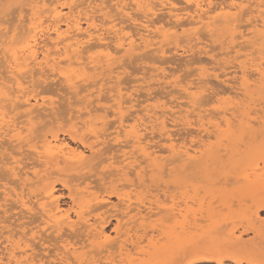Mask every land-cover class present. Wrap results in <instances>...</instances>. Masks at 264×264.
<instances>
[{"label": "bare ground", "instance_id": "bare-ground-1", "mask_svg": "<svg viewBox=\"0 0 264 264\" xmlns=\"http://www.w3.org/2000/svg\"><path fill=\"white\" fill-rule=\"evenodd\" d=\"M23 1L21 0L19 5H26L27 8L24 9L25 7L23 6V8L20 9V13H22L24 9L23 12L26 10L27 15H20L19 19L17 18V25L14 26L12 22L13 24H11L13 26H2L3 23L11 18L10 16H8L6 21L0 19V235H2L1 230L7 229L3 232L5 233L4 239L6 244H4V250L2 249V252L0 251V261H4L5 264H7L12 249L15 248L17 243L21 240L27 243L28 238L31 237L34 231L36 232V238L32 240V254L29 258L34 260L35 264H44L43 256L47 258H45V264L50 257L53 258L54 262L50 259L49 261L53 264H55V260L61 256L64 260L69 258L62 249H58L57 241L59 244H63L65 248L71 246L70 250H75L73 255H75L77 259L100 261L103 256L106 261L108 260L105 263H113L115 260L114 258H118L115 257L116 255L114 256V252H117L120 260L129 259L131 257L129 254V252H131L130 250L136 249L138 243L144 241L140 240L141 242H139V239H142V236L144 237V233L146 235V229L142 227V222L139 221V215L141 218L145 217L142 216V211H146V214L152 216L160 212V201L158 198L148 200L147 204H141L135 207L133 209L136 211V213L134 212L135 218H131L130 224L132 225L129 224L131 232H129L128 229H124L123 235L118 243L104 249L97 248L95 256L85 255L80 251L87 243L85 239L87 236L86 229H77V231L73 232L71 228H66L61 233V236H57L56 229L51 226L41 231L40 229H44V218L34 215L33 212H29L27 209L31 207L35 211V207L38 206L40 202L37 197H40L48 203H54L56 208L71 217H75L77 210L83 212L89 209H95L96 212L92 214L91 219L95 220L96 216L99 214L101 220H103L104 206L99 203V201L105 198L106 193L117 190L120 195L126 196L131 194L133 203H135L137 197H139L137 193H141L142 195V192H140V189V191L134 189L140 188V179L145 178L144 173H142L141 177L133 184L132 178L136 175L134 170L135 165L139 164L140 168H143L147 162L144 160L143 156L139 154L133 155L131 149L135 146L134 141L127 142L126 140H122V134L126 127L131 128L136 124L138 119L146 120L151 123L156 116H159L161 120H165L167 117L166 126L171 135V140L169 141L167 136L161 137L160 130L157 129L154 139L159 143L150 145V148L157 150L153 153V159H156L157 155L159 156L160 167L164 169L163 174L173 177L171 180L163 182L167 189L171 188L170 194L168 193L171 204L175 196V203L177 205L174 211L170 210L168 212L172 216H180L181 218L174 222L171 233H175V237L185 234L189 237L176 243L177 245L174 246L175 249L173 248L168 257L164 258L160 254H156L153 264H163V262L173 259L177 250L189 244L199 246L202 251L207 252L210 256L214 255L209 249L208 244L212 242L215 237L207 232H201L199 241L194 239L193 230L196 229L195 217L193 210L189 211V209L187 210V208H185L186 193L188 192L186 187L190 185L189 180L194 178L199 169L204 171L206 168L229 159L231 162L234 159L243 161L248 156L253 158V156L256 157V155L260 154L261 156L264 154L262 151H259L261 146L259 147V152H257L256 148L252 149L254 152L256 151V155L249 154L252 152V150L248 152L250 149L249 147V149H246L244 152H240L238 150L240 148L236 146L233 147L235 144L238 145L240 140L237 142V140L234 139L236 141L234 145L232 144L234 141L232 143L229 141L232 139L231 137L234 138L238 133L237 131H240L243 135L246 134L245 136L249 137L248 141L251 143L258 141L255 138V134L246 127L250 115L249 112L252 113L253 110L257 111L258 108L252 110L249 107L248 110H250L248 112H243L242 114L241 111L239 116L237 113L235 114L234 111L230 112L228 110L225 116L222 111H212V106L209 107L211 103L219 101L218 98L216 99L218 92L212 93V96L208 95L209 97H206V92L208 90L207 84L210 80L209 77H213L219 81L223 80V84L226 85V90L228 93L229 91L232 92L233 96L239 94L245 95V97L249 96L250 98L252 95L261 94L259 84L252 83L249 85L242 82V77L237 76V68L239 65L229 63L228 58H234L237 54V50L241 52L243 50H248L244 51V53L250 55L251 50L249 49V45L251 44L252 48L255 49L256 62L258 64L260 58L258 43L259 33H249L246 21L251 18L253 28H257L259 24H264V19L261 18V5L264 4V0H237V3L248 5L239 16H237L235 12L229 11L232 0L226 2L222 0L223 2L219 3H217V1L215 3L213 0L214 6L222 4L224 5L223 9L215 7L214 10L209 9L207 11H198L195 7H189L186 4V0H136L137 3L150 2L155 6L153 11L147 15H145V13H147V8L141 11H136L134 9V0H99V3L104 4L105 7L98 11H103L104 15L108 17V22L113 25L110 30L111 35L107 36L108 42L100 44L99 39L94 38L92 43H85L86 35L85 33H80L79 38L76 36L73 37V41L77 45V51H72L71 48L65 51V44H54L53 41L56 38V33L49 32L48 23L43 25L44 30L42 34L37 33L35 27H33V25L38 23V19H47V16L40 17V13L44 11L42 7L32 8L30 5L36 4L42 6L46 2L51 3L52 0ZM55 2L62 3L63 0H55ZM80 2L87 6L89 0H80ZM96 2L97 0H92V3ZM173 2L178 3L180 8H170L168 5ZM193 3L206 5L207 0H193ZM116 5L124 9V11L131 16V19H129V16L124 15L122 11L118 10ZM2 10L3 8H0V13ZM216 12L222 13L219 23L213 19ZM9 13L10 12L7 14ZM12 13L15 15V9ZM223 13H228V15L225 16ZM181 16L184 18L178 21L177 18ZM0 17L2 18L1 15ZM12 18L10 20H12ZM137 19L142 22L140 25L134 23ZM14 20L16 21V19ZM229 20H231V24H229ZM143 22L148 23L151 31L143 28ZM240 22L244 23L240 24ZM233 25L235 26L234 28ZM54 26L55 25H53V27ZM83 27H87V24L85 23ZM156 29H159V31H156ZM186 29L188 30L187 33L185 31ZM196 29H198V31H196ZM117 30H119V35L116 34ZM101 31L104 32L105 29H101ZM13 32L19 33L16 40L13 39ZM94 32L95 29H93V33ZM241 32H243L244 35H240ZM30 33H35V35L39 36L38 41L33 39L31 43L33 44L32 51L36 52L40 61H44L42 64L37 61H32L31 53L25 47V44L28 42L27 37ZM125 33L132 34L131 39L135 40V43H126L129 37L126 36ZM179 34L180 36L183 35V37L179 38ZM214 36H219L218 39H220V37L223 38L225 46L221 44V47L225 48L223 51H220L219 54L223 52L224 57L226 56L225 63L229 65V67L226 68L230 69L227 72H222L219 69L221 71L219 73L220 79L216 78L217 73H208L209 68L207 67V70L200 68L199 72L196 73V79L185 81L186 78H179L184 80L181 83L172 78V75L168 74L167 71L166 73L163 65V67L159 65L153 68L148 67V69L146 68V72H139L142 75L139 79L140 82H145L146 84L143 83L144 86L140 85L141 88L139 87L137 91L141 89L143 92L144 89H146V95H142L143 93L140 94L143 97L142 99L139 97V100H137L136 98H138V96L135 95L136 98L133 96L135 89L132 91V85L128 84L131 79L130 81H126L127 78L125 80L121 78L122 74H124V77L127 75L125 72L126 63L123 62L118 64L119 62H117V59H119V57L125 58V60L121 58L120 62L121 60L127 61V59H132L134 57L135 60L136 58L139 60L144 58L149 61V57L151 60L155 59L156 61L154 60V62L164 64L168 61L165 55H168L167 53L172 51L174 55H179L178 58L181 59L191 54L207 55L209 51H212V49L208 50L207 47L209 43L214 41ZM249 36L251 38L247 39ZM206 39L209 41L208 45ZM242 41L244 43H241ZM121 42H125L123 49L116 47L117 43ZM214 46L216 48L220 47L218 44L216 45V43ZM215 47L213 51L216 49ZM57 48L60 49V52L56 51ZM98 48L102 51L104 50L103 55H101L99 59ZM219 49L220 48H218V51ZM44 52H48L49 56L46 57ZM148 52L153 53V55L155 54L156 57H154L155 55L153 57H151V55L149 56V54H147ZM108 53L112 54L111 57H109ZM60 55L69 56L70 58L66 61H62ZM215 55L216 54H214V56ZM171 56H173V54ZM52 57H55V59ZM197 57L198 58L196 60L194 59V61L200 63L202 59L200 56ZM219 57H216V59L219 60ZM193 58L194 57H191V59ZM216 61L217 60H215V62ZM115 62L118 65L114 66L113 64ZM249 63L250 66H256L253 65L251 61ZM176 64V67H178V63ZM189 65L190 63L188 61V66ZM141 66L142 65L137 67ZM219 66L221 67V65ZM53 67L55 71L52 70ZM170 67L172 66H169L167 70ZM98 68H105L107 77H97ZM21 69H25L26 71L21 72ZM137 70L139 69L137 68ZM172 70L175 72L176 69L173 68ZM61 72H64L65 75L61 76ZM128 73L131 74V71ZM146 73L148 74L147 76ZM190 74L191 73L185 74V76ZM77 77H80V79H77ZM96 77L99 79H95ZM147 79H151L152 83L146 82ZM238 79L241 81L239 85L237 84ZM137 80L138 79L135 81ZM50 81L63 87L65 89L63 91L64 93L66 91V95L71 94L69 95L71 98L76 97L78 103L80 102L79 106H73V103L69 101L70 97H63L66 101L68 100L65 102V105L62 104L65 108L64 110L67 111L65 112L63 110V106L60 109L52 96L44 95V93L48 94L51 92L48 89L49 87H46L48 83H52ZM132 81L130 83H132ZM18 84H26L27 87H17ZM108 84L111 85L107 87ZM154 84H156L157 87L158 85H162V88L168 87L170 90L167 91L166 89V92L162 93V90L159 92L158 89V92H156L157 90L153 92L152 86ZM136 85L138 84H135V86ZM55 88L56 87L53 88V91ZM153 88L155 89V87ZM58 90H61V88ZM103 90H106L108 93L112 92V94L109 95L111 100L109 105H112L111 108L100 104L103 98H105L103 100H106L108 97L106 96V92L103 93ZM51 93L55 94V91ZM190 93H195L200 97L198 105L189 103V100L194 98ZM173 97H175V99H173ZM74 98L71 101H75L76 99ZM110 100L107 99V101ZM25 101H27V103H25ZM234 106L237 105L234 104ZM241 107L243 108V106ZM168 108L174 110L176 113L175 117H173L172 112L166 111ZM189 108H192L191 112H189ZM224 108L218 106V109ZM58 110H61V112ZM62 111L66 113V117L63 116L64 113L63 115L61 114ZM181 113H183V115H181ZM108 117H115V119H110V121H108ZM121 118L123 120V126L121 125ZM236 118H239L238 121H240L236 124L239 126L236 131L237 133L233 132V127H236L234 122L231 125L228 123L229 120L236 122ZM176 120L181 122L175 123L174 121ZM221 121H223L222 126L218 127L217 124ZM62 122H66V129H64V125L62 126ZM188 123L194 125V127H192L194 128L193 130L186 126ZM176 126H181L183 131L189 130L187 131L189 139H186V136L180 137L183 136V134L180 135L179 131H177L179 134L176 132L173 133L175 131H173V127L176 128ZM186 131L185 134H187ZM191 131H193L194 134L193 132L191 133ZM93 132H95V136L92 135ZM176 134L180 135V138H178ZM146 135L151 137L153 133L149 131ZM81 138L86 139L90 147L85 148L84 143L80 142ZM212 138L214 139V141L212 140L213 142L211 141ZM165 141L175 143L177 155L168 157V150L163 147ZM145 143H148V141H145ZM258 144L260 145V142ZM92 145H94V147H92ZM33 149L36 150L33 151ZM81 153H83L84 158L81 157ZM242 154L244 155L242 156ZM235 156L237 157L234 158ZM26 158L28 160H26ZM169 159L174 162H169ZM248 159H250V157L245 161ZM245 161L243 163H246ZM248 164H244L242 169L246 168V166H250L251 162L249 165ZM261 164H264V162ZM148 166L151 168V165ZM260 166L258 163H255L248 167V172L244 171L243 173L241 169V172H239V170L236 173L230 172L231 174L228 173L229 175L225 177V183L227 180V182L233 180L234 184L239 183V186L235 184L237 187H234L236 189L235 195L237 194L240 197V201L242 200L241 195L245 194V197L247 196V198L249 197L251 201L255 202L254 210L250 217L256 222L263 220L259 218V212L264 210V197L257 199L259 192L264 190V167L262 165ZM125 167L128 169L127 175L119 171ZM151 175L152 173H148V179L151 178ZM157 176H160L157 180L162 179L160 174H157ZM121 181H124V183ZM169 181L171 182L169 183ZM155 182H153V184ZM148 185L146 183L143 185L146 191ZM59 186L67 191L66 197H68V201L62 202L63 198L60 199L62 195L58 193ZM125 187L131 188L130 192H125ZM189 187L192 188L193 186L191 185ZM133 190L137 192L135 193L137 196L133 194ZM244 190L245 192L243 193ZM234 192H232V194ZM49 193L51 195H49ZM142 196H144V192ZM232 197L234 196L232 195ZM108 198L110 199L111 196L109 195ZM154 202L155 206H153ZM70 209L71 211H69ZM10 210H12V212L16 211V213H12ZM181 211H183V213H181ZM8 212L12 215L9 214V216H6ZM12 217H14V220L11 219ZM115 226V224L112 225V227ZM93 227H95V225H93ZM249 230L255 232L257 229H255L253 225L250 227L247 226L243 229L242 234ZM139 231H142V234ZM155 231L156 230L153 232ZM187 231H189V234H187ZM138 232L140 235L137 234ZM161 233H164V231L162 230L160 234ZM165 235H167V238ZM164 237L165 240L167 239L170 241L168 234L164 233ZM151 238L148 240V243L153 240ZM161 238L162 239H160L159 235V242H163L162 240H164V238L162 236ZM257 239H260L259 234H254L249 242L253 243ZM220 241L226 246L225 249H234L233 247L244 243L241 234L233 236L230 233H226L222 236ZM152 243L154 244L155 242L152 241ZM152 243L148 245L151 246V248L153 247ZM45 244L52 247L46 248ZM165 244L163 249H166L168 245L167 243ZM121 245H123V247H121ZM156 245L160 246L161 244L156 243ZM38 246H42V249L41 247L39 248L42 251L38 250L41 251V253L44 252L46 255L38 253ZM161 246L163 247L164 244ZM170 246L171 245H169V247ZM89 247H91V245H89ZM156 249L152 250L154 251ZM49 252H52L50 254L51 256L48 255ZM152 252H147V256ZM158 252L159 250H157V253ZM123 255L124 257H122ZM231 257L242 260L234 255H231ZM15 259V257H12L13 264H15ZM248 261H246L247 264ZM251 261L259 262L260 260L251 259ZM148 262L147 259H144L143 264H152V260H148ZM211 262H213L212 259L201 261V263Z\"/></svg>", "mask_w": 264, "mask_h": 264}, {"label": "snow or ice", "instance_id": "snow-or-ice-1", "mask_svg": "<svg viewBox=\"0 0 264 264\" xmlns=\"http://www.w3.org/2000/svg\"><path fill=\"white\" fill-rule=\"evenodd\" d=\"M186 4L189 7H195L198 11H207L209 9H213L215 7H219L223 9L224 5H215L213 4V0H207L206 5L201 3H193V0H186ZM172 9H179L180 5L178 3H170L168 5ZM12 7H20V5H13L9 3L8 0H0V8L11 9ZM32 8L42 7L44 11L40 13V17L47 16V19H38V23L33 25L35 27L36 32L42 34L43 33V25L45 23L49 24V32H55L56 38L53 41L54 44H65V51L68 48H71L72 51H77V45L73 41V37L76 36L79 38L80 33H85L86 39L85 43H92L94 38H98L100 44H105L108 42L107 36L111 35V29L113 25L108 22V17L104 15L103 11H98L99 9H103L105 7L104 4L99 3L97 0L96 3H92V0H89L87 6L80 2V0H63L62 3H56L55 0H52L51 3H44L41 5L32 4L30 5ZM117 9L122 11L124 15L131 16L121 9L119 5H116ZM133 7L136 11H141L144 8H147V15L153 11L155 7L153 4L149 3H137L134 0ZM247 4L237 3V0H232L229 11L235 12L237 16L243 11V9L247 8ZM50 10V11H49ZM222 13L216 12L213 19H215L218 23L220 22ZM223 15L227 16L228 13H223ZM184 17H178L179 19H183ZM261 18L264 19V4L261 5ZM231 24V20L228 21ZM87 24V27H83L84 24ZM137 25H140L142 22L137 19L134 21ZM248 25L249 33L258 32L259 33V61L258 64L256 62V53L255 49L252 48V45H249V49L251 50V54L241 52L237 50V54L234 58H228L229 63L239 65L237 68V76L242 77V82L251 85L252 83H257L260 86L261 96L264 97V24H259L257 28L252 27L251 18L246 21ZM53 25H55L53 27ZM63 26V27H62ZM143 28L151 31L149 29V25L147 22H143ZM235 26L233 25V28ZM93 29L95 32L93 33ZM101 29H105L104 32ZM159 31V29H156ZM187 33V29L185 30ZM198 31V29H196ZM117 35H119V30H117ZM13 39L16 40L19 33L13 32ZM126 36L129 37V40L126 43H135V40L131 39L132 34L125 33ZM240 35H244L243 32ZM249 36L247 39H250ZM33 39L39 40V36L35 35V33H30L27 37L28 42L25 44V47L31 53V60L37 61L39 63H44V61H40V58L36 55V52L32 51L33 44L31 41ZM241 43H244L243 41ZM125 46V42L117 43L116 47L119 49H123ZM57 52H60V49H56ZM44 55L49 56L48 52H44ZM103 55V53H101ZM109 57H111V53H108ZM55 59V57H52ZM70 57L65 55H60V59L62 61L68 60ZM252 62L253 65L250 66L249 62ZM55 71V68L52 69ZM25 69H21V72H25ZM64 72H61V76H64ZM217 79H220L219 70H217ZM80 79V77H77ZM221 83H224L221 80ZM241 81L238 79L237 84L239 85ZM27 87V85H17V87ZM27 94V93H25ZM193 96V99L189 100V103L192 105H198L200 102V97L195 93H190ZM175 99V97H173ZM228 99H231L230 97ZM239 97L237 100L239 101ZM27 103V101H25ZM107 107L111 108L112 105H108ZM222 111L225 116L228 113V109H218L217 104L212 105V111ZM234 110V109H233ZM167 112H172L173 117H175L176 113L173 109H166ZM192 111V108H189V112ZM123 115V114H122ZM183 115V113H181ZM115 119V117H112ZM175 123H180L181 121L176 120ZM223 121L217 124L218 127L222 126ZM228 123L231 125L233 123L232 120H229ZM121 125L123 126V120L121 118ZM167 117L165 120H161L159 116L151 122H147L146 120L138 119L136 124H134L131 128H125L124 133L122 134V140H126L127 142H133L135 146L131 149L133 155H140L144 157L145 163L143 168H140L139 164L135 165V177L132 178L133 184L137 179L141 177V174L144 173V179H140V190L144 192L145 189L143 185L148 180V173L151 172V179L153 181L156 180L157 174L163 175L164 169L160 167L159 156L157 155L156 159H153V153L156 152V149L150 148V145L159 143L154 139V136L157 132V129L160 130L161 137H168V140H171V135L169 134V129L167 128ZM188 128L194 127L192 123H188L186 125ZM246 127H248L254 134L255 138L260 141L262 152H264V100L261 102V109L258 112H252L249 115ZM151 131L153 136L146 135L147 132ZM51 134V133H49ZM95 136V132L92 133ZM148 141V143H145ZM81 143H84L85 148L90 147L87 140L81 138ZM195 142V140H194ZM94 147V145H92ZM163 147L168 150V157H172L176 154V145L175 143H169L165 141L163 143ZM36 149H33L35 151ZM81 157H83V153H81ZM169 162H174L169 159ZM148 165H151L149 168ZM124 173V175L128 174L127 167L119 170ZM124 183V181H121ZM171 181H169L170 183ZM161 184L163 181L161 180ZM168 191V189H166ZM49 195H51L49 193ZM111 196V199L108 196ZM38 206L35 207V211L33 208L29 207L27 210L29 212H33L34 215L42 216L44 218V229H40L41 231L48 229L50 226L56 229V235L61 236V233L66 228H71L73 232L77 231V229H86L87 243L83 246L80 251H82L85 255H96V249H104L106 247H110L115 243H118L123 235V230L128 229L131 232V228L129 224L131 222V218H135L133 214V209L135 207L140 206L141 204H147V198L144 196L137 197L135 203H133L132 195H120L117 190H113L110 193L105 194V198L99 203L104 206V219L101 220V216L98 214L95 220H92V214L96 212L95 209H89L88 211L77 210L75 217H71L64 212H61L58 208H56L54 203H48L42 200L40 197H37ZM155 206V202L153 203ZM175 196L173 198L172 204H169L167 201H162L159 204L160 214L163 215L165 212L170 210L174 211L176 207ZM55 208V211H54ZM71 211V209L69 210ZM261 216H264V210L260 212ZM87 217V218H85ZM115 224V227L112 225ZM95 225V227H93ZM111 228V232H107V229ZM115 234V235H113ZM259 236H260V251L261 256L264 257V220L259 222ZM36 238V232L34 231L31 237L28 238L27 243L23 240L17 243L16 247L12 249L10 257L7 261V264H13L12 257H15V264H35V261L30 259V255L32 254V240ZM62 238V237H61ZM58 244V249H62L63 252L69 256L67 260H64L61 256L60 258L55 260V264H101L99 260H87V259H77L73 253L75 250H70L69 248H65L63 244ZM91 245V247H89ZM45 247H49L48 244H45ZM123 247V245H121ZM254 249L249 255L254 254ZM59 255V251H58ZM206 259H212L213 264H227V261H232V264H245V261L235 259L234 257L227 256L223 251H220L218 255H209L207 252L202 251L199 246L196 245H185L182 249L177 250L173 259L163 262V264H201V261ZM0 264H5L4 261H0ZM248 264H264V258H262L259 262L256 261H248Z\"/></svg>", "mask_w": 264, "mask_h": 264}, {"label": "rangeland", "instance_id": "rangeland-1", "mask_svg": "<svg viewBox=\"0 0 264 264\" xmlns=\"http://www.w3.org/2000/svg\"><path fill=\"white\" fill-rule=\"evenodd\" d=\"M15 1H16V3H15ZM20 1L21 0H11V2H12V4L13 5H19V3H20ZM23 1V0H22ZM215 1V3H216V1H217V3H219V2H223L222 0H214ZM226 1H228V0H224V2H226ZM8 2H10V0H8ZM10 2V3H11ZM14 2V3H13ZM25 2H26V0H25ZM23 4H24V1H23ZM23 6L25 7L24 9H26L27 8V6L26 5H20V7H12L11 9H4L3 8V10H2V12L0 13V15L2 16V18L0 17V19H4L5 21L7 20V18H8V16H10L11 18H12V20H8V21H6L5 23H3L2 24V26H6V27H9L10 25H12L13 23V25L15 26V25H17L18 23V19H19V17H20V15H27L26 14V10H25V12H23L24 11V9H23V11H22V13H20V9H22L23 8ZM2 9V8H1ZM14 9H15V15H13V13L12 12H14ZM16 10H18V11H16ZM8 12H10L9 14H7ZM18 12V13H17ZM6 14V16H5V14ZM4 14V15H3ZM16 15H17V17H16ZM18 18V19H17ZM14 19H16V21L14 20ZM11 21V22H10ZM13 22V23H12ZM7 23H8V25H7ZM10 23V24H9ZM12 23V24H11ZM243 24L244 22H240V24ZM12 25V26H13ZM179 36H180V34H179ZM181 37H183V35L182 36H180L179 38H181ZM218 37L219 36H214V38H213V40L215 41V43H216V45L218 44V46H220V47H218V48H220L219 49V51H218V48H216L214 45H215V43H214V41H212L211 42V40H210V42L211 43H209V41L206 39V41H207V45H208V43H209V45H208V50H211L212 49V51H209V53L207 54V55H199V54H191L190 56L189 55H187V56H180V57H183L182 59L181 58H178L179 57V55H174V53H173V51L172 52H169V53H167L168 55H165V57L168 59V61L166 62V63H164V64H160V63H158V62H154V60L155 59H152L151 60V58H149L148 57V60L149 61H147V60H145L144 58L141 60H139L138 58H136V60L134 59V58H132V59H127V61H122L121 60V62H120V59L122 58L123 60H125V58L124 57H119V59H117V62H119L118 64H120V63H126V65H125V72H126V74L127 75H125V77H124V74H122L121 75V78H123L124 80L126 79V81H130V79H131V81H132V83H128L129 85H132V87H133V90L132 91H134V89H135V92L133 93V96H134V98H136V96H138V98H136L137 100H139V97H140V99H142V95H146V89H144V91L142 92L141 91V89H140V91H137V89H139V87L141 88V86L140 85H142V86H144V84H146L145 82H140V77L142 76L141 75V73H139V72H146V68L148 69V67H151V68H153V67H155V66H157V65H159L160 67H163L164 69H165V72L167 71L168 72V74H170V75H172V78H174L175 80H177V81H180L181 83L184 81L183 79L184 78H186L185 79V81H189L190 79L192 80V79H196V73L197 72H199V70H200V68H204V69H208V73L210 72V74L211 73H217V70L216 69H220L222 72L224 71V72H227V71H229L230 69L229 68H226V67H229V65L228 64H226L225 63V61H226V56L224 57V54H223V52L221 53V54H219L220 53V51H223L224 50V48H222L221 47V44H223L222 46H225V43L223 42V38L222 37H220V39H218ZM220 40H221V42H220ZM217 42H219V43H217ZM182 44V43H181ZM214 44V45H213ZM216 48V49H214V51H213V48L214 47ZM210 47V48H209ZM211 47H213V48H211ZM222 49V50H221ZM216 50V51H215ZM226 50V49H225ZM180 51V50H179ZM244 51H248V50H243L242 52H244ZM104 52V50L102 51L100 48H98V59H99V57H101V53H103ZM147 54H149V56L151 55V57H153L154 55H153V53H151V52H148ZM173 54V56H171ZM211 54V55H210ZM214 54H219V55H215L217 58L219 57V60L218 59H216V57L214 56ZM194 55H196V56H194ZM211 57H210V56ZM169 56H170V60H169ZM197 56H200V58L202 59L201 61H200V63H198V61L196 62V61H194V59L196 60L198 57ZM141 57V56H140ZM139 57V58H140ZM154 57H156V55L154 56ZM176 57V58H175ZM188 57V58H187ZM190 57V58H189ZM191 57H194L193 59H191ZM207 57V58H206ZM214 57H215V59H214ZM142 58V57H141ZM172 58V59H171ZM185 58V59H184ZM187 58V59H186ZM211 60H210V59ZM225 58V59H224ZM136 61V63H135V61ZM165 59V58H164ZM178 59H181V60H178ZM184 59V60H183ZM190 59V60H189ZM173 60V61H172ZM177 60V61H176ZM193 60V61H192ZM215 60H217L216 62H215ZM140 61V62H139ZM143 61V62H142ZM156 61V60H155ZM179 61V62H178ZM181 61V62H180ZM187 62V64H186V62ZM188 61H189V63H190V65L188 66ZM214 61V62H213ZM222 61H224V62H222ZM173 62H175V63H173ZM191 62H192V64H191ZM195 62V63H194ZM211 62V63H210ZM218 62H221V63H218ZM116 63V62H115ZM113 64L114 66L115 65H118L117 63L116 64ZM135 63V64H134ZM169 63V64H168ZM173 63V64H172ZM176 63H178V67H176ZM225 63V64H224ZM183 64H184V66H183ZM187 65V67H186V65ZM204 64H205V66H204ZM217 66H216V65ZM112 65V66H113ZM128 65V66H127ZM133 65V66H132ZM140 65H142L141 67H137V66H140ZM144 65V66H143ZM146 65H148V66H146ZM163 65V66H162ZM167 65H169V66H174L173 68H175L176 70H175V72H174V70H172L173 68L172 67H170L168 70H167V68L169 67V66H167ZM181 65V66H180ZM219 65H221V67L219 66ZM127 66V67H126ZM131 66V67H130ZM146 66V67H145ZM210 66H212V67H210ZM139 69V70H137V68ZM198 67V68H197ZM208 67V68H207ZM131 70H130V69ZM134 70H133V69ZM180 68V69H179ZM213 68V69H212ZM215 68V69H214ZM181 69H184V70H181ZM186 69V70H185ZM195 70V71H194ZM219 70V73L221 72ZM106 70H105V68H98V76L97 77H99V78H101V76L103 77V78H105V77H107V72H105ZM131 71V74L130 73H128V72H130ZM171 71H172V73H171ZM184 71H185V73H184ZM188 73H191L190 75H186L185 76V74H188ZM191 71H194V72H191ZM137 72V73H136ZM166 72V73H167ZM104 73V74H103ZM176 73V74H175ZM131 75V77H130V75ZM135 74V75H134ZM140 74V75H139ZM143 74V73H142ZM129 75V76H128ZM148 74L146 73V76H147ZM179 75V76H178ZM229 76H231L230 74H228ZM95 78V79H99V78ZM129 77V78H128ZM183 78V79H179V78ZM122 79V80H123ZM136 79H138L137 81H135ZM209 83L207 84V87H208V90H207V92H206V97H209L212 93H215V92H218V94H217V96H216V99L218 98V102H214V103H211L210 105H209V107L210 106H212L213 104H217L218 106H221L222 108H224V107H228V110L231 112H233L234 111V113L236 114L237 113V115L239 116L240 114H241V111H242V114H243V112L244 113H246V112H248L249 110H248V108L250 107L252 110L253 109H255V108H258L257 109V111H255V110H253L252 112H258L259 110H260V108H261V102H262V100H264V97H262V96H260L261 94H259V95H257V94H255V95H252L250 98H249V96L247 97H245V95L243 96V95H237L239 98H241V99H239V101H237V96H233V94H232V92H230L229 91V93H228V91L226 90V85L225 84H223V83H221V81H219V80H216V79H214L213 77H209ZM223 79V78H222ZM153 81V80H152ZM211 81V82H210ZM50 82H52V81H50ZM146 82H151V79H147V81ZM214 84H213V83ZM54 82H52V83H48L47 85H46V87L49 89V91H51V92H54L55 91V94H53V93H51V92H49L48 94L47 93H44V95L45 96H52V98H54V100L56 101V104H57V106L58 107H60V109L62 108V106L63 105H65L66 103L65 102H67L66 101V99H64L63 97H70L69 95H71V94H67L66 95V91H65V93H64V91L63 90H65L63 87H61L60 85H58L57 83H54ZM144 83V84H143ZM152 83V82H151ZM217 83V84H216ZM219 83H220V85H219ZM53 84V85H52ZM56 84V85H55ZM112 84V83H111ZM111 84H108L107 85V87L109 86V85H111ZM135 84H138V85H136L135 86ZM223 84V85H222ZM55 85V86H54ZM156 84H154L153 86H152V89H153V92H155V90H157L156 92H158V89H159V92H161V90H162V93L163 92H166V89H167V91L168 90H170V88H166V87H161L162 85H158V87H157V85L155 86ZM211 85V86H210ZM225 85V86H224ZM44 86H45V84H44ZM54 87H56L57 88V90H56V88H55V90L53 91V88ZM153 87H155V89L153 88ZM210 87V88H209ZM223 87H224V89H223ZM52 90H51V89ZM61 88V90H58V89H60ZM217 89H218V91H217ZM220 89H222V90H220ZM227 89H228V87H227ZM220 90V91H219ZM56 91H57V93H56ZM104 92L103 93H105L106 92V90H103ZM152 91V90H151ZM214 91V92H213ZM225 91H227V92H225ZM144 92H145V94H144ZM219 92H222V93H219ZM225 92V93H224ZM60 93V94H59ZM102 93V92H101ZM107 94H106V96H108L107 98H106V100H103V99H105V98H103L102 100H101V103L100 104H102V105H105V106H108L109 104H110V102H111V100H110V98H109V95H111L112 94V92H106ZM143 93V94H142ZM224 93V94H223ZM58 94V95H57ZM140 94H142V95H140ZM230 94H232V95H230ZM55 95V96H54ZM60 95V96H59ZM103 95V94H102ZM105 95V94H104ZM136 95V96H135ZM209 95V96H208ZM213 95V94H212ZM211 95V96H212ZM222 95V96H221ZM54 96V97H53ZM102 97V96H101ZM103 97H105V96H103ZM231 98V99H228V98ZM244 99H243V98ZM254 97V98H253ZM62 98V99H61ZM73 98L74 97H70V99H69V101L71 102V103H73L72 105L74 106V105H76V106H79V104H80V102L78 103V101H77V98L75 97L74 99H76L75 101H71V100H73ZM79 98H80V96H79ZM79 98H78V100H79ZM235 98H236V100H235ZM247 98V99H246ZM261 100H260V99ZM57 99V100H56ZM107 99L108 100H110V101H107ZM255 100V101H254ZM60 101V102H59ZM63 101H64V103H63ZM248 101H249V103H248ZM261 101V102H260ZM153 102V101H152ZM222 102V103H221ZM238 103V104H237ZM63 104V105H62ZM234 104L235 105H237V106H234ZM252 104V105H251ZM257 104V105H256ZM227 105V106H226ZM259 105V106H258ZM233 106V107H232ZM239 106V107H238ZM241 106H243V108L241 107ZM248 106V107H247ZM244 107H246V108H244ZM253 107V108H252ZM230 108V109H229ZM233 108H234V110H233ZM65 108H64V106H63V110H64ZM235 109H237V110H235ZM59 111V110H58ZM65 112L67 111V110H64ZM64 111H62V115H63V113H64V115L63 116H65L66 117V113L64 112ZM59 112H61V110L59 111ZM251 112H249V114H250ZM109 119H108V121H110V119L112 120V117L110 118V117H108ZM240 118V117H239ZM239 118L237 119H235L236 120V122L235 121H233L234 122V125L236 126V127H233V132H236L237 130H238V128H239V126L238 125H236L237 123H239L240 121H238L239 120ZM66 123V122H65ZM65 123L64 122H62V126L64 125V129H66L67 128V124H66V126H65ZM179 126V125H178ZM178 126H176V128L175 127H173V133H178L179 134V132H180V135L181 134H183V136H180V135H178V134H176L177 136H178V138H180V137H185L186 136V139L188 138L189 139V136H188V132L187 131H189V130H184L183 131V129H182V127L180 126V127H178ZM238 126V127H237ZM179 129H178V128ZM236 128V129H235ZM181 129V130H180ZM194 128H192V130H193ZM235 129V130H234ZM177 131H179V132H177ZM185 131L187 132V134H185ZM181 132H183V133H181ZM193 131H191V133H192ZM238 132V133H237ZM235 134V136H234V138L233 137H231L232 139H230L229 141H231L230 143H232L233 141V145L236 143V141L235 140H237V142H238V145L237 144H235L233 147H238V148H240V149H238V148H236V149H238L240 152H244L246 149H249L248 150V152L249 151H251L252 149H255L256 148V150H257V152H259V151H262V149H260L259 150V147L261 146V144L259 145L258 143L260 142L259 140L258 141H256L255 143H251L250 141H248V139H249V137H247V136H245L246 134H242V133H240V131H237ZM185 134V135H184ZM193 134H194V132H193ZM241 134H242V136H241ZM233 135H234V133H233ZM176 136V137H177ZM180 136V137H179ZM239 137V138H238ZM235 139V140H234ZM214 141V139L212 138L211 139V141ZM245 140V141H244ZM212 141V142H213ZM241 144H242V146H241ZM246 144V145H245ZM248 144H249V146H248ZM231 145V144H230ZM259 145V146H258ZM7 146V145H6ZM245 146V147H244ZM251 146V147H250ZM258 146V147H257ZM249 147V148H248ZM228 148H230V147H228ZM261 148V147H260ZM10 149V148H9ZM259 150V151H258ZM262 153H264V152H262ZM250 155H252V154H255L256 155V151L254 152V150H252V152H250L249 153ZM248 154V155H249ZM259 154V153H258ZM244 154H242V156H243ZM23 157V156H22ZM237 156H235L234 158H236ZM248 157H250V159H248L247 161H245ZM248 157H246L245 158V160H243V161H241V160H232V162H231V160L229 159V160H227V161H224V162H219V163H217V164H215V165H213V166H211V167H209V168H206V169H204V171L203 170H201V169H199L198 171H197V173L195 174V176H194V178H192V179H190L189 180V186H193L192 188L191 187H186V190H188V192L186 193V206L185 205H183V206H185V208H187V210L189 209V211H191V210H193V212H194V217H195V225H196V229L195 230H193V233H194V239L195 240H197V241H199V235L201 234V232H207V233H209V234H211L213 237H215L214 239H213V241L212 242H210L209 244H208V247H209V249L212 251V254H214V255H218L219 254V252L220 251H223L225 254H226V261H227V256H231V255H234V256H236V257H238V258H241L243 261H245V264H247L246 263V261H248V260H251V259H258V260H261L262 258H264V257H262L261 256V251H260V239H257L255 242H249L250 241V239H252V237L254 236V234H259V222H256V221H253V219L250 217L251 216V213H252V211L254 210V204H255V202H253V201H251L250 200V198L248 197L247 198V196L245 197V194H242L241 195V198H242V200H243V198H244V200L242 201H240V197L236 194L235 195V193H236V189H235V187H237L235 184H238V186H239V183H235L234 184V182H233V180L231 181V182H227L226 181V183H225V177L226 176H228L229 174L228 173H232V172H234V173H236V172H238V170H239V172H241L240 170L242 169V167H243V165L244 164H250V162H251V165H254L255 163H258V165L260 166V165H262L263 167H264V164H261V163H263L264 162V154H262L261 156H260V154L259 155H256V157H254L253 156V158H251V156H248ZM258 157V158H257ZM24 158H25V156H24ZM25 160V159H24ZM26 160H28L27 158H26ZM26 160H25V162H26ZM237 161H239V162H237ZM246 162V163H243V162ZM249 161V162H248ZM234 162V163H233ZM240 162H241V164H240ZM237 163H238V165H237ZM248 164V165H249ZM250 165V166H251ZM241 166V167H240ZM250 166H248V167H250ZM245 167V166H244ZM248 167L246 166V168H243L242 169V172L244 173V171L245 172H248L247 170H248ZM261 167V166H260ZM250 171V170H249ZM263 171H264V169H263ZM230 173V174H231ZM263 173V172H262ZM149 174H151V172H149ZM162 176V181L164 182V181H166V180H171L173 177H171V176H167V175H165V174H163V175H161ZM199 176V177H198ZM158 177H160V176H157L156 177V182L155 181H153L151 178H149L148 180H147V182H146V184L148 185V189H147V191H146V188H145V191H144V196H147L146 198H147V202H148V200H154V199H157L158 198V200L160 201V202H162V201H167L169 204H171V200H170V197L168 196V193L170 194V191H171V188H169L168 189V191H166V187L164 186V183H160L161 182V180L159 179V180H157L158 179ZM153 182H155L154 184H153ZM233 182V183H232ZM152 185H151V184ZM225 183V184H224ZM161 184V185H160ZM209 184V185H208ZM212 184V185H211ZM229 184V185H228ZM157 185V186H156ZM211 185V186H210ZM235 186V187H234ZM140 188H136V189H134V190H136V191H140L139 190ZM153 189V190H152ZM130 190H131V188H129V187H125L124 188V191L125 192H130ZM133 190V191H134ZM136 191H134L133 192V194H135V193H137ZM149 191V192H148ZM235 191V192H234ZM264 191V190H263ZM259 192V194L257 195V199H259V198H263L264 197V192ZM141 192V191H140ZM148 192V193H147ZM232 192H234L233 194H232ZM245 192V190L243 191V193ZM58 193H60L62 196L60 197V199H62V202H66V201H68V197H66V195H67V191H65V189H63V188H61L60 186H59V190H58ZM146 193V194H145ZM157 193V194H156ZM165 193V194H164ZM138 194V196H142L143 195V192H142V195H141V193L139 194V193H137ZM148 194V195H147ZM231 195V196H230ZM232 195L234 196V197H232ZM135 196H137L136 194H135ZM167 196V197H166ZM244 196V197H243ZM153 198V199H152ZM239 198V199H238ZM111 199V198H110ZM228 199V200H227ZM247 199V200H246ZM239 200V201H238ZM65 205V204H64ZM181 208H183V207H181ZM141 209H143V208H141ZM13 210V209H12ZM12 210H10V212H12ZM15 211V210H14ZM10 212H8L7 214H6V216H9V214L10 215H12ZM136 213V211H134L133 210V214H135ZM261 212V211H260ZM260 212H259V218L260 219H263L264 220V216H261L260 215ZM12 213H16V211L15 212H12ZM181 213H183V211H181ZM189 213V212H188ZM0 214H1V212H0ZM143 214V215H142ZM142 216H145V217H140V215H139V221L140 222H142V227H144L146 230V235H145V233H144V237L142 236V239H139V242H141L142 240H144V241H142L141 243H138V247L136 248V249H132V250H130L131 252H129V254H130V258L129 259H119V256L117 255V252H114L113 254H114V256L115 257H118V258H114L115 260H114V262L113 263H105V262H107L106 260H105V257H101V260H100V262L102 261H104L103 263L101 262V264H143V261H144V259L146 260L147 259V262H148V260H152V264L154 263V256L156 255V254H160L162 257H164V258H166V257H168L169 255H170V253L172 252V250H173V248L175 249V245H177L176 243H178L179 241H181V240H185L187 237H189L188 235H179V236H176L175 237V233L174 234H172L171 233V230H172V227H173V225H174V222L175 221H177V220H179V219H181L180 218V216H172V215H170V213L169 212H165L163 215H161L160 214V212H157V213H155L153 216L152 215H149V214H146V211H142ZM148 216V217H147ZM241 216V217H240ZM137 217H138V215H137ZM14 217H12L11 219L12 220H14L13 219ZM144 218H145V220H144ZM252 220V221H251ZM256 224V225H255ZM130 225H132V224H130ZM253 225V227L255 228V229H257L255 232H253V231H247L246 233H244V234H242V231H243V229H245L247 226L248 227H250V226H252ZM110 229L111 228H108L107 229V232H111L110 231ZM170 229V230H169ZM4 230H7V229H3V231L1 230V232H2V235H0V251L2 252V249H3V247H4V244H6L5 243V239H4V236H5V233H3L4 232ZM154 230H156L155 232H153ZM158 230V231H157ZM164 231V233L165 234H168V238H170V241L169 240H165V237L167 238V235H165V237H164V233H161L160 234V232L161 231ZM169 230V231H168ZM167 231V232H166ZM6 232V231H5ZM141 234H142V231H139ZM139 232L137 233V234H139ZM153 232V233H152ZM188 233L187 234H189V231H187ZM148 233V234H147ZM156 233V234H155ZM159 233V234H158ZM172 235H171V234ZM226 233H230L231 235H233V236H237V235H242V240L244 241V243L243 244H239V245H237L236 247H233L234 249H229V248H227V249H225V245L220 241V239H221V237L222 236H224ZM140 235V234H139ZM154 237H153V236ZM159 235H160V239H162L161 238V236L164 238V240H162L163 242H159V240H158V237H159ZM157 237V239H156V241H155V238ZM152 237V238H151ZM144 238V239H143ZM150 238L151 239H153L152 241L153 242H155L154 244L152 243V241L150 242V243H148V240H150ZM172 238V239H171ZM134 240H135V238H134ZM141 240V241H140ZM158 240V241H157ZM2 242V243H1ZM4 242V243H3ZM159 242V243H158ZM173 242V243H172ZM246 242V243H245ZM153 244L152 246V248H151V246H148V245H150V244ZM156 243L157 244H161V245H163L164 244V246L162 247L161 245V247L160 246H158V245H156ZM165 243H167L168 245L166 246V249H168V250H166V249H163L164 247H165ZM37 245H39V244H37ZM155 245V246H154ZM169 245H171L170 247H169ZM36 246V245H35ZM37 247V246H36ZM41 247V249H42V246H38V248H37V250L39 249ZM50 248L52 247V246H49ZM172 247V248H171ZM157 248V249H156ZM170 248V249H169ZM41 249H39V250H41ZM152 249H156V250H152ZM253 249L255 250L254 251V254H252V255H249V253H251L252 251H253ZM4 250V249H3ZM37 250H36V253H37ZM38 250V253L39 254H41V255H43V254H45L44 252L43 253H41V251H39ZM157 250H159V252L157 253ZM152 252L151 254H149V256H147V252ZM146 252V253H145ZM161 252V253H160ZM52 253V252H51ZM50 252L48 253V255H50L51 254ZM46 255V254H45ZM102 255V254H101ZM151 255V256H150ZM51 256V255H50ZM122 257H124V255L122 256ZM151 257V258H150ZM45 258H46V256H43V262H44V264H45ZM47 259V258H46ZM51 261H53V258H49ZM49 259H48V261L47 262H51V261H49ZM103 259V260H102ZM46 262V264H49V263H47ZM54 262V261H53ZM144 263H146V262H144ZM148 263H151V262H148ZM50 264H53L52 262L50 263ZM201 264H213V262H211V263H201ZM227 264H232V261H227Z\"/></svg>", "mask_w": 264, "mask_h": 264}]
</instances>
